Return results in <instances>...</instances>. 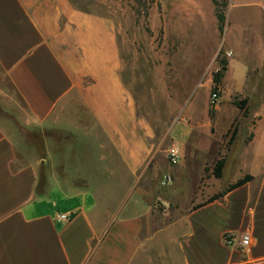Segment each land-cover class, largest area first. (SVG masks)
Listing matches in <instances>:
<instances>
[{
    "label": "crops",
    "instance_id": "crops-1",
    "mask_svg": "<svg viewBox=\"0 0 264 264\" xmlns=\"http://www.w3.org/2000/svg\"><path fill=\"white\" fill-rule=\"evenodd\" d=\"M221 1L228 40L250 31L239 24L244 9L254 10L264 27V0ZM202 4L217 20L213 1ZM119 33L112 17L72 0H0V82H8L25 106L22 127L68 135L74 140L69 150L86 151L89 160L77 175L88 186L79 189L62 185L66 176L49 162L51 153L15 169L17 144L0 123V264H264V119L244 144L256 149L254 162L240 167L226 188L247 175L250 182L204 202L200 180L185 190L186 208L191 205L185 213L156 222L148 200L158 195L159 172L175 167L162 168L159 160L151 167L156 146L125 86ZM248 68L244 57L231 62L234 86H242ZM49 167L47 190L38 193L41 169ZM226 188L218 186L211 196ZM59 215L69 218L58 221ZM244 232L255 240L249 253L225 243L226 236L238 241ZM163 234L165 246L157 253Z\"/></svg>",
    "mask_w": 264,
    "mask_h": 264
},
{
    "label": "rangeland",
    "instance_id": "rangeland-1",
    "mask_svg": "<svg viewBox=\"0 0 264 264\" xmlns=\"http://www.w3.org/2000/svg\"><path fill=\"white\" fill-rule=\"evenodd\" d=\"M233 1L248 3L253 0ZM78 2L80 8L108 15L117 24L125 86L139 110L141 122L149 129V142L156 146L157 155L151 167L157 160L162 168L175 167L170 171L174 182L168 187L161 185L167 168L159 172L158 195L148 203H154L156 207V222H173L191 206L186 208L190 203L186 189L191 191L201 180L199 189L205 192V202L218 191V186L226 188L240 167H250L254 162L256 149L246 148L244 144L252 139L254 129L261 126L264 119L262 21L254 10L244 9L238 17L239 24L249 26L250 31L241 39L228 40L225 31L219 32L217 20L204 14L202 0ZM230 44L237 45L240 52ZM243 57L249 68L244 83L237 87L229 80V66ZM221 60H226L228 67L221 84L217 85L214 80L221 70ZM218 87L222 90L221 101L213 106L211 94ZM243 101L247 102L246 115L237 107ZM22 114H25V106L14 88L1 81L0 123L7 125L9 135L17 144L18 158L14 168L51 153L53 159L49 162H53L61 177L66 176L61 178L62 185L86 188L88 184L77 175L88 169L85 167L89 162L85 157L88 152L69 150L74 140L60 132L39 133L23 128ZM235 127L237 135L230 142ZM178 137L182 144H176L180 141ZM198 145L205 149L196 150ZM172 148L179 151L176 163H172L169 156ZM223 156L227 157V165L219 182L213 175V168ZM49 172L52 173L51 168L41 169L38 193L46 192ZM56 186L55 182L51 183L53 190H57ZM154 186H149L151 192L155 191ZM179 229L180 226L174 228L173 234H179ZM166 239L164 234L157 237V253L163 251Z\"/></svg>",
    "mask_w": 264,
    "mask_h": 264
},
{
    "label": "trees",
    "instance_id": "trees-1",
    "mask_svg": "<svg viewBox=\"0 0 264 264\" xmlns=\"http://www.w3.org/2000/svg\"><path fill=\"white\" fill-rule=\"evenodd\" d=\"M77 7H79L78 5V0H72ZM215 7H216V16H217V20H218V29H219V32L221 34L224 33V30H225V25H226V15H225V8H226V3L221 1V0H212ZM154 2L152 1L151 2V5L153 4ZM146 8V6H144ZM80 8V7H79ZM82 9V8H80ZM84 10V9H82ZM86 11V10H84ZM220 65H221V70L219 71L218 74H216L215 76V83L217 85H220L223 78H224V75L227 71V67H228V63L226 60H221L220 62ZM246 101H243L242 103H239L237 104V107L240 109V111L246 115L248 113V110L246 108ZM237 135V128L235 127L232 131V136H231V139H230V142H232L234 140V137ZM229 142V143H230ZM226 163H227V157L226 156H223L221 157L219 160L216 161L215 165H214V168H213V175L215 177V179H222L223 177V171H224V168L226 166ZM253 179V177L251 175H247L245 176L243 179H240L238 180L235 184H232L230 186H228V188H226V190L212 196L208 202H213L217 199H219L220 197H222L226 192L228 191H232L234 189H237L243 185H245L246 183L250 182L251 180ZM200 207V206H199Z\"/></svg>",
    "mask_w": 264,
    "mask_h": 264
},
{
    "label": "built area",
    "instance_id": "built-area-1",
    "mask_svg": "<svg viewBox=\"0 0 264 264\" xmlns=\"http://www.w3.org/2000/svg\"><path fill=\"white\" fill-rule=\"evenodd\" d=\"M221 95L222 90L220 87H218L212 94H211V104L213 106H217L219 102L221 101ZM169 156L171 158L172 163H176L179 158V151L176 148H172L169 152ZM174 182L173 175L171 172H166L161 180V185L163 187L171 186ZM69 216L66 215H59L57 220L58 221H65L68 220ZM254 237L250 232H244L241 234L238 238V241H236L235 237L233 236H226L225 237V243L228 246L235 247L238 245V247L244 251L245 253H249L254 245ZM237 243V244H236Z\"/></svg>",
    "mask_w": 264,
    "mask_h": 264
}]
</instances>
